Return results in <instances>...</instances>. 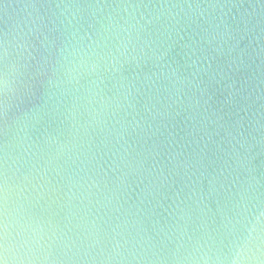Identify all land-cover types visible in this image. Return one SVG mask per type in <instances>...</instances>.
<instances>
[{
    "label": "water",
    "instance_id": "95a60500",
    "mask_svg": "<svg viewBox=\"0 0 264 264\" xmlns=\"http://www.w3.org/2000/svg\"><path fill=\"white\" fill-rule=\"evenodd\" d=\"M0 264H264V0H0Z\"/></svg>",
    "mask_w": 264,
    "mask_h": 264
}]
</instances>
